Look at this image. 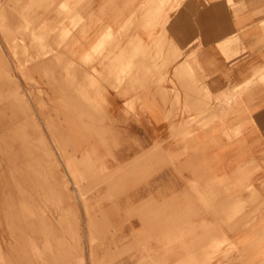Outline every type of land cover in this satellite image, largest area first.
<instances>
[{
    "label": "crops",
    "instance_id": "0c3cea01",
    "mask_svg": "<svg viewBox=\"0 0 264 264\" xmlns=\"http://www.w3.org/2000/svg\"><path fill=\"white\" fill-rule=\"evenodd\" d=\"M45 10L46 25L58 27L56 43L69 29L45 56L44 117L56 139H73L76 125V139L93 144L108 172L147 158L146 173L128 177L123 190L131 203L151 207L199 180L184 163L196 150L208 161V221L240 250L250 229L262 235L254 248V264H262L264 0H51ZM107 28L112 37L85 62ZM58 56L68 68L56 66ZM206 119L208 130L197 129ZM167 152L178 156L166 160ZM146 246L163 250L154 237ZM236 251L232 264H242Z\"/></svg>",
    "mask_w": 264,
    "mask_h": 264
},
{
    "label": "rangeland",
    "instance_id": "374dc122",
    "mask_svg": "<svg viewBox=\"0 0 264 264\" xmlns=\"http://www.w3.org/2000/svg\"><path fill=\"white\" fill-rule=\"evenodd\" d=\"M50 1L0 0V264H232L236 250L242 264H254L262 235L250 229L240 250L218 221H208V161L196 150L184 163L199 180L151 207L131 203L123 190L128 177L146 173L147 158L108 172L92 155L93 144L76 139V125L69 128L73 139L51 133L44 117V78H51L45 56L54 55L52 46L69 29L59 31L56 43L58 27L45 23ZM60 6L69 11L67 3ZM112 34L107 28L84 61L92 62ZM58 58L56 66L68 68ZM196 126L207 131L208 119ZM165 154L169 161L178 156ZM150 237L163 244L161 252L149 251Z\"/></svg>",
    "mask_w": 264,
    "mask_h": 264
}]
</instances>
